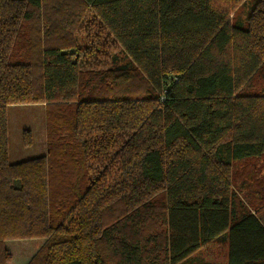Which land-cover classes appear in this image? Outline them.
<instances>
[{
	"label": "trees",
	"instance_id": "trees-1",
	"mask_svg": "<svg viewBox=\"0 0 264 264\" xmlns=\"http://www.w3.org/2000/svg\"><path fill=\"white\" fill-rule=\"evenodd\" d=\"M256 80L264 0H0V264L9 240L41 239L25 264H191L218 238L226 264H264V189L235 176L264 157ZM27 104L45 152L10 162L6 109Z\"/></svg>",
	"mask_w": 264,
	"mask_h": 264
},
{
	"label": "rangeland",
	"instance_id": "rangeland-1",
	"mask_svg": "<svg viewBox=\"0 0 264 264\" xmlns=\"http://www.w3.org/2000/svg\"><path fill=\"white\" fill-rule=\"evenodd\" d=\"M249 3L243 7L242 13L240 14L241 18L248 14ZM90 20V14L86 13L83 18V22L85 24L80 29L78 33V45L80 48L86 49L90 51L91 54L93 50L91 48H95L96 43L99 41L102 42L104 39L105 33H102L98 30L95 31H84L87 22ZM95 30V29H94ZM89 33V36H87ZM100 37L102 39L100 40ZM104 41V40H103ZM115 54L116 57L123 59L121 62H125V58L122 55L123 52L118 47L117 50H110V55ZM262 79V78H261ZM256 87L261 85V88H264V82L259 80L254 81ZM7 115V125H8V158L10 162H15L19 159L32 158L35 156H40L44 154L45 150V116H44V106L41 104H27V105H11L6 109ZM24 130H29V135H31V141L28 146H25L22 142V132ZM235 170L238 178H245L247 181H252V184L249 185V182H246L248 185V190L251 193L256 192V188L264 189V182L260 180H255L256 170L264 173V157L259 159H251L246 162H240ZM258 173V175H259ZM259 181V182H257ZM259 216L264 221V207L260 208ZM41 239H29V240H12L11 242L6 243V247L11 253L13 257V261L11 264H16V261L21 259V256L27 260L39 247L41 243ZM216 243L213 242L209 245V248L204 252L205 255L203 257L202 254L195 257L191 260V264L193 261L195 263H205L208 264L209 261L219 262L221 256L214 257V247ZM212 248V249H210ZM222 254V252H221ZM25 257H24V256ZM11 257V259H12ZM203 257V258H202ZM204 260L206 262H204ZM213 262V263H216ZM193 263V264H195Z\"/></svg>",
	"mask_w": 264,
	"mask_h": 264
},
{
	"label": "crops",
	"instance_id": "crops-1",
	"mask_svg": "<svg viewBox=\"0 0 264 264\" xmlns=\"http://www.w3.org/2000/svg\"><path fill=\"white\" fill-rule=\"evenodd\" d=\"M261 221H262V219H261ZM262 223H264V221H262ZM23 240H29V239H23ZM11 241L12 240L6 241L5 246H6V243L11 242ZM214 242L216 243V246L213 248L214 249V255L212 254V256H214V257H217V256L220 257L221 256L222 259H220L218 263L216 261H209L208 264H226L227 263V242L222 241L221 238L216 239ZM209 245L200 248L198 251H196L195 253L190 255L189 259H187L188 262L191 263V260H193L195 257L199 256L200 254H202L204 257V255H205L204 252L209 248ZM210 249H212V248H210ZM221 252H222V254H221ZM28 259L29 258H27V260H26L25 258H23L21 256V259L19 261H16V264H25L28 261ZM12 261H13V257L8 264H11ZM204 262H206V261L204 260ZM213 262H216V263H213ZM192 263H195V261H193ZM196 264H201V263L198 262ZM202 264H205V263H202Z\"/></svg>",
	"mask_w": 264,
	"mask_h": 264
}]
</instances>
